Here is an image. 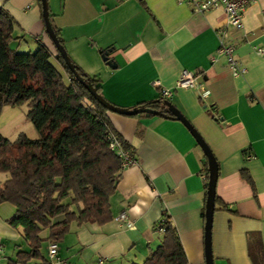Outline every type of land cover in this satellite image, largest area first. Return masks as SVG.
<instances>
[{
  "label": "crops",
  "instance_id": "crops-1",
  "mask_svg": "<svg viewBox=\"0 0 264 264\" xmlns=\"http://www.w3.org/2000/svg\"><path fill=\"white\" fill-rule=\"evenodd\" d=\"M0 5L15 22L11 47L33 51L41 42L55 53L40 0H0ZM47 6L68 56L99 80L110 103L131 108L158 99L160 87L172 90L167 99L218 165L215 195L225 208L212 214L213 264H264V55L256 51L264 50V0L244 7L241 29L226 24L221 8L197 12L185 0H47ZM218 29L234 44L242 73L233 75L226 57L216 54ZM181 69L199 72L198 87H174ZM107 115L131 146L135 163L122 168L109 196L111 219L71 221L57 242L58 254L68 264L140 263L160 244L163 232L156 225L165 213L188 264H204L206 180L195 137L174 117ZM7 178L0 171V185ZM14 211L11 203L0 202V264L28 247L22 228L7 222ZM121 211L132 226L115 219ZM48 242H41L42 256Z\"/></svg>",
  "mask_w": 264,
  "mask_h": 264
},
{
  "label": "trees",
  "instance_id": "trees-1",
  "mask_svg": "<svg viewBox=\"0 0 264 264\" xmlns=\"http://www.w3.org/2000/svg\"><path fill=\"white\" fill-rule=\"evenodd\" d=\"M48 20L64 47L49 12ZM14 24L13 17L0 5V109L25 102L27 116L39 137L20 133L9 140L0 133V171L8 173L0 185V202L14 206L7 222L22 228L28 246L19 249L7 264H29L36 258L40 262L31 264H47L46 255L40 253L42 241H60L71 221L102 224L111 219L108 199L122 167L109 142L114 140L129 152L131 146L113 127L107 109L85 87L87 84L102 95L99 80L70 58L78 79L58 51L52 54L41 42L33 51L11 47ZM167 105L172 104L160 95L136 106L171 114ZM216 166L218 170L217 162ZM242 175L249 180L245 171ZM204 177L207 183L205 155ZM219 202L214 194L213 211L225 208ZM162 219L160 244L142 262L133 264H188L175 227L165 213ZM44 229L46 235L41 234Z\"/></svg>",
  "mask_w": 264,
  "mask_h": 264
},
{
  "label": "built area",
  "instance_id": "built-area-1",
  "mask_svg": "<svg viewBox=\"0 0 264 264\" xmlns=\"http://www.w3.org/2000/svg\"><path fill=\"white\" fill-rule=\"evenodd\" d=\"M190 4L193 11L205 12L214 8H221L225 14L226 24L235 28L241 29L243 26L242 22V11L244 7L252 2L253 0H185ZM218 46L216 48L217 55H224L226 57L227 64L231 69L233 75L242 73L245 67L240 64L234 57V44L230 42L226 36V30H217ZM256 51L264 55V50L262 47H257ZM213 58V57H212ZM199 74L197 70L181 69L178 78L175 82L174 87H198L196 82V76ZM157 84V81H154ZM203 90L202 87H200ZM205 90H203V94ZM172 94V90L167 87H160V95L162 97H169ZM110 148H115L118 156L121 158V167L124 168L129 164L135 163V159L132 154L124 149L117 146L114 140L109 142ZM116 220L126 223L128 226H132V223L127 219L124 211H121L116 217ZM164 220L161 218L157 225L156 230L163 232L164 228L162 222ZM46 258L47 264H68L59 254H58V244L55 241H49L46 246ZM102 262V259L99 260Z\"/></svg>",
  "mask_w": 264,
  "mask_h": 264
},
{
  "label": "water",
  "instance_id": "water-1",
  "mask_svg": "<svg viewBox=\"0 0 264 264\" xmlns=\"http://www.w3.org/2000/svg\"><path fill=\"white\" fill-rule=\"evenodd\" d=\"M41 3V13L45 26V30L50 37L55 49L61 55L63 61L68 66V68L73 72V74L78 78V74L68 56L65 48L58 42L56 35L52 31L49 20H48V8H47V0H40ZM86 89L89 93L99 102L101 103L107 111L115 112L119 114L125 115H135L141 112L152 113L162 116H170L179 119L182 121L186 127L190 130L192 135L195 137L197 143L202 149L206 159H207V183H206V196L204 202V233H203V245H204V264H213L212 254H211V223H212V214L214 207V194H215V182L217 178V166L215 157L210 150L207 143L201 137V135L195 130V128L190 124L188 119L173 105H167V111L171 114H168L166 111L150 109L143 106H135V107H121L110 103L106 100L101 94L96 92L95 88L85 84Z\"/></svg>",
  "mask_w": 264,
  "mask_h": 264
},
{
  "label": "rangeland",
  "instance_id": "rangeland-1",
  "mask_svg": "<svg viewBox=\"0 0 264 264\" xmlns=\"http://www.w3.org/2000/svg\"><path fill=\"white\" fill-rule=\"evenodd\" d=\"M27 104L4 105L0 109V133L15 140L20 133L29 138H38L39 132L27 116Z\"/></svg>",
  "mask_w": 264,
  "mask_h": 264
}]
</instances>
